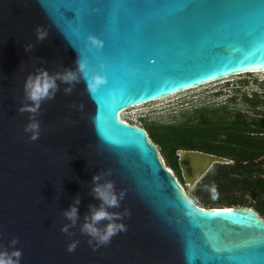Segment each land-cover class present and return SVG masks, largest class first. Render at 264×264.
<instances>
[{
	"label": "water",
	"instance_id": "obj_1",
	"mask_svg": "<svg viewBox=\"0 0 264 264\" xmlns=\"http://www.w3.org/2000/svg\"><path fill=\"white\" fill-rule=\"evenodd\" d=\"M36 25L48 39L37 41ZM28 43L35 45L29 53ZM78 54L89 75L107 83L92 96L83 80L71 95L61 84L41 105V135L30 141V114L18 111L26 76L37 67L74 69ZM259 71L264 0H0V244L18 237L20 264H264V218L253 207L196 204L147 130L120 117L138 104ZM178 153L191 187L214 163L229 162ZM108 169L106 178L126 193L109 211L131 215L121 221L126 231L94 251L79 223L89 204L100 203L88 194L93 175ZM76 196L80 222L70 231L79 244L68 252L62 213Z\"/></svg>",
	"mask_w": 264,
	"mask_h": 264
},
{
	"label": "trees",
	"instance_id": "obj_2",
	"mask_svg": "<svg viewBox=\"0 0 264 264\" xmlns=\"http://www.w3.org/2000/svg\"><path fill=\"white\" fill-rule=\"evenodd\" d=\"M243 101L247 109L229 103L203 105L181 111L173 121H151L143 127L183 186L179 150L229 160L214 163L189 192L196 204L253 207L264 218V93L246 92Z\"/></svg>",
	"mask_w": 264,
	"mask_h": 264
},
{
	"label": "clouds",
	"instance_id": "obj_3",
	"mask_svg": "<svg viewBox=\"0 0 264 264\" xmlns=\"http://www.w3.org/2000/svg\"><path fill=\"white\" fill-rule=\"evenodd\" d=\"M35 34L37 41L43 42L48 39L49 31L45 26L36 25ZM88 40L96 48L103 47V41L95 36H89ZM34 46L32 43L24 45L25 52H32ZM37 59L40 58L37 57ZM75 65L74 69L61 65V71L52 73L44 67H37L34 72H30L26 76L23 84V100L18 111L30 114L29 123L24 127V132L30 134L28 136L30 141L38 140L41 135V125L37 119L40 115L41 105L46 101L55 99L56 94L61 91V84L66 85L62 89L63 93L71 95L75 85L83 80L86 84V91L92 96L101 86L107 83L105 76L101 74L89 75L87 62L81 59L79 54ZM72 107L75 108L77 105H72ZM83 108V104L79 105L81 111ZM111 175V169L93 175L88 194L99 200L100 203L99 206L89 204V210L84 214L83 222L79 223L80 233L89 237L88 244L92 246L94 251L101 246L109 245L112 237L126 231V225L121 221L131 215L129 209L109 211V209H119L126 195L123 190L117 192L115 182L106 178ZM212 191L215 193V188ZM80 203V196H76L69 208L62 213L63 217L69 221V223L63 224L60 229L62 233L70 238V243L67 245L68 252H74L79 244V240H71L75 233L71 232L70 229L76 228L78 222H80L78 207ZM104 221H107V223L101 226ZM19 243V238L13 236L7 246L0 244V264H20L23 258V250L16 247Z\"/></svg>",
	"mask_w": 264,
	"mask_h": 264
},
{
	"label": "rangeland",
	"instance_id": "obj_4",
	"mask_svg": "<svg viewBox=\"0 0 264 264\" xmlns=\"http://www.w3.org/2000/svg\"><path fill=\"white\" fill-rule=\"evenodd\" d=\"M246 92L264 93V71L234 75L185 90L164 99L122 111L120 117L122 115L121 119L143 127L151 121H173L181 111L203 105L229 103L232 107L247 109L248 106L243 101V95ZM161 157L164 164L169 167L164 157L162 155ZM183 187L189 194L195 186L191 187L186 183ZM199 206L203 204L199 202Z\"/></svg>",
	"mask_w": 264,
	"mask_h": 264
},
{
	"label": "bare ground",
	"instance_id": "obj_5",
	"mask_svg": "<svg viewBox=\"0 0 264 264\" xmlns=\"http://www.w3.org/2000/svg\"><path fill=\"white\" fill-rule=\"evenodd\" d=\"M177 94V93H176ZM172 95H174V94H172ZM172 95H169V96H172ZM166 97H168V96H166ZM166 97H163V98H159V99H157V100H161V99H164V98H166ZM145 103H142V104H138V105H135V106H133V107H138V106H141V105H144ZM133 107H130V108H133ZM130 108H128V109H130ZM127 109H125V110H123V112H125ZM121 118H122V115H121Z\"/></svg>",
	"mask_w": 264,
	"mask_h": 264
},
{
	"label": "built area",
	"instance_id": "obj_6",
	"mask_svg": "<svg viewBox=\"0 0 264 264\" xmlns=\"http://www.w3.org/2000/svg\"><path fill=\"white\" fill-rule=\"evenodd\" d=\"M123 120V119H122Z\"/></svg>",
	"mask_w": 264,
	"mask_h": 264
}]
</instances>
